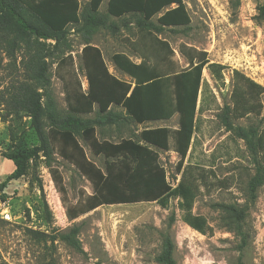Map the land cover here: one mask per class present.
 Returning a JSON list of instances; mask_svg holds the SVG:
<instances>
[{
    "label": "rangeland",
    "instance_id": "rangeland-1",
    "mask_svg": "<svg viewBox=\"0 0 264 264\" xmlns=\"http://www.w3.org/2000/svg\"><path fill=\"white\" fill-rule=\"evenodd\" d=\"M107 1L100 8L103 13ZM184 3L191 18L189 27L166 28L158 35L168 43L177 70L188 67L181 53L183 48L186 52L192 49L206 52L210 64L224 67L217 78L208 68L203 70L197 129L184 161V167L191 166L199 188L193 214L205 218L210 229L203 235L186 225L177 198L170 199L166 208L157 202L101 206L70 221L67 206H77L92 195V184L75 166L57 156L53 163L57 181L43 161H38L29 164L20 179L6 182L15 170L6 155L16 149H32L39 141L29 118H9L3 122L6 112L0 107V264H158L155 258L161 252L166 233L174 243L177 264H264V184L253 201L248 182L255 174L254 158L245 142L227 131L220 116L224 106L231 104L236 71L264 87V0H184ZM112 20L120 26V31L113 35L100 30L92 43L101 49L109 72L131 82L115 67L112 56L125 53L138 63L139 56L131 50L129 41H135L139 33L131 16L127 27L119 20ZM69 41L72 52L67 53L58 67L51 66L52 91L62 110L67 109L68 93L88 90L81 58L82 38L72 30ZM0 59H4L0 67L1 92L14 80H23L24 73L19 64L21 53H17L16 65L9 63L3 53ZM49 62L53 61L49 59ZM260 103V114H250L234 124L263 129L264 93ZM116 110L124 112L121 108ZM158 127L177 130L178 115L163 122L136 125L128 121L98 128L97 135L100 140L118 142L135 138L144 129ZM80 143L87 157L106 172L105 158L95 156L81 139ZM170 146L169 151L156 149V152L158 164L173 186L181 176L177 174L180 157L173 149L172 137ZM111 173L113 180L123 178L124 169L115 167ZM173 176L177 177L175 182ZM220 204L247 210L242 223L245 245L241 236L229 231L223 212L217 207ZM172 214L175 221L168 230ZM74 225L80 230L78 240L82 251L60 239L53 244L39 241L30 233L33 230L57 234L67 232Z\"/></svg>",
    "mask_w": 264,
    "mask_h": 264
},
{
    "label": "trees",
    "instance_id": "trees-1",
    "mask_svg": "<svg viewBox=\"0 0 264 264\" xmlns=\"http://www.w3.org/2000/svg\"><path fill=\"white\" fill-rule=\"evenodd\" d=\"M103 2L0 0V53L15 65L17 53H21L19 64L24 73L23 80H14L0 92V107L6 112L2 121L29 118L30 127L39 141V145L32 149H16L6 155L15 166L6 182L20 179L26 174L29 164L38 161H43L57 181L58 174L53 170L57 156L75 166L93 187L92 195L86 196L77 206H67L70 221L101 206L157 202L166 208L170 199L177 198L183 222L205 235L210 229L208 222L193 214L199 188L191 166L184 167V161L197 129L203 70L208 68L217 78L224 67L210 64L206 52L195 49L186 52L183 48L181 53L188 67L177 70L168 43L160 40L158 35L166 28L189 27L191 18L184 0H108L105 13L100 11ZM130 16L134 18L139 37L129 41V46L140 61L134 62L125 53L112 56L115 67L131 79V82H126L109 72L101 49L92 42L100 30L116 35L120 26L112 19L127 27ZM72 30L82 38L81 58L88 90L68 93L67 109L62 110L52 91L51 66L57 64L58 67L65 61L67 53L72 52L69 41ZM48 41L51 44H47ZM3 61L0 59V67ZM263 93V86L236 71L231 104L225 105L220 115L227 131L243 140L254 158L255 174L248 182L253 201L264 184V128H245L236 126L234 122L250 114H260ZM117 108L124 112L117 111ZM91 115L94 117H84ZM175 115H178L179 125L175 131L167 127L147 128L135 138L118 142L100 140L97 135L98 128L119 126L128 121L136 125L169 121ZM171 137L173 149L180 157L177 174L181 178L175 188L159 166L156 152V149L169 151ZM80 139L95 156L105 158L106 172L87 157ZM115 167L124 169L123 178L113 180L111 172ZM176 179L173 176L172 182ZM217 207L223 212L229 231L241 236L245 245L242 223L247 210L227 204ZM174 221L175 214H172L168 230ZM79 232L75 225L67 232L50 235L30 231L39 241L53 244L60 239L73 249L82 251ZM174 250L171 236L164 234L161 252L155 261L158 264H177Z\"/></svg>",
    "mask_w": 264,
    "mask_h": 264
},
{
    "label": "built area",
    "instance_id": "built-area-1",
    "mask_svg": "<svg viewBox=\"0 0 264 264\" xmlns=\"http://www.w3.org/2000/svg\"><path fill=\"white\" fill-rule=\"evenodd\" d=\"M171 186H172V185H171ZM172 187H173V188H175V187H176V185H174V184H173V186H172Z\"/></svg>",
    "mask_w": 264,
    "mask_h": 264
},
{
    "label": "crops",
    "instance_id": "crops-1",
    "mask_svg": "<svg viewBox=\"0 0 264 264\" xmlns=\"http://www.w3.org/2000/svg\"><path fill=\"white\" fill-rule=\"evenodd\" d=\"M108 2V1H107ZM157 122H163V121H157ZM150 123V122H149Z\"/></svg>",
    "mask_w": 264,
    "mask_h": 264
}]
</instances>
